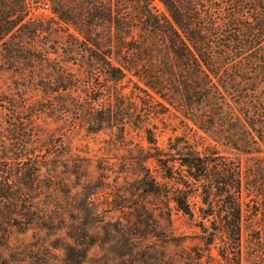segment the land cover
<instances>
[{"label": "trees", "instance_id": "trees-1", "mask_svg": "<svg viewBox=\"0 0 264 264\" xmlns=\"http://www.w3.org/2000/svg\"><path fill=\"white\" fill-rule=\"evenodd\" d=\"M45 5L49 14L38 10ZM6 70L31 86L0 88V264L12 261L3 249L14 232L61 229L56 212L72 221L63 227L73 241L64 246L67 263L85 264L102 232L123 236L129 255L148 248L153 264H165L163 244L180 238H166L168 204L158 217L146 207L144 196L160 186L149 161L165 180L174 179L176 162L185 168L176 183L186 186V202L170 190L164 196L207 250L219 239L214 261L264 264V0H0ZM171 109L186 136L161 147L150 118ZM75 125L121 140L137 128L146 146L117 170L99 161L94 177L86 165L62 161L72 156L53 132ZM108 172L113 184L95 198ZM60 180L74 206L45 202Z\"/></svg>", "mask_w": 264, "mask_h": 264}, {"label": "rangeland", "instance_id": "rangeland-1", "mask_svg": "<svg viewBox=\"0 0 264 264\" xmlns=\"http://www.w3.org/2000/svg\"><path fill=\"white\" fill-rule=\"evenodd\" d=\"M38 10L44 14H49L50 11V9H45L44 6H41ZM75 68L76 67H73V69ZM21 77L22 75L12 72L11 70L0 71V88L8 91L9 89L16 88L18 85L22 84L31 86L29 85L31 83L24 82L21 80ZM125 91L128 92L129 88ZM30 92L35 94V91L30 90ZM182 120L181 115L173 109L163 115H159L158 117L150 118L151 124L156 126L155 132L159 146L164 147L169 137L181 135L186 136V127ZM55 127V123H51L49 126L50 129ZM53 133L56 142L61 143L64 146L62 152L65 153L67 151L68 156H72L68 162L62 160L64 161V164H66V166H74L76 164L81 166L86 165L91 175L98 178L100 173L95 167L99 161L103 166H106V163H113L115 164L113 170H117L119 163L127 161L139 146H146L143 134L141 130L137 128H130L129 134L125 140H121L116 135L111 134V131L108 129L101 130L97 133H90L79 125L67 127L61 131ZM148 167L151 174L160 183V186L158 194L144 196L146 207L154 210V217H158L161 211H166V205L168 204L172 226L165 225V228L167 229V233L165 234L166 238L167 240H170L172 237L180 238L177 241L179 244H163L165 249L162 250L164 254H161L164 255V263L225 264L222 261L218 263L216 260L214 261L212 259L218 258L215 249L216 247L213 246L219 245V239H216L210 250H207V247L204 246L203 242L199 239L200 230L192 226L187 219L186 214L178 208L174 201H167L164 196L165 192L170 190V193L173 192L186 202V186L182 183H176V181H178L177 178L186 175L185 168L180 167L179 163L176 162L174 164V169L172 170V176L174 179L165 180L162 178V176L166 174L165 170L157 168L152 161L148 162ZM58 170L63 172L65 169L59 167ZM114 172H108L109 178L107 177V179L100 181L99 185L105 187L97 191L95 198L102 200L106 196L105 192H109L108 184L112 183L111 180L116 176V173ZM59 176L60 179L69 177L67 174H59ZM120 176L118 183L123 184V175ZM73 178L74 177H72V179ZM55 183L58 184V181H55ZM164 183H167V186H165ZM63 186L65 185H63L60 180L57 187H54V190L50 192V194L48 193L45 195V202H51L62 208L74 206L75 198L61 192V190H65V188L63 189ZM76 190H78V187L73 189L72 192H75ZM175 190L179 191L175 192ZM138 199L139 198L134 199V204L138 203ZM189 201L195 212H197L198 206H203L198 197L191 198ZM64 212L69 213V211L66 210ZM60 217H62V219ZM164 217L165 215H162V218ZM54 218H56L57 225L62 226L61 229L48 231L31 229L25 233L14 232L12 234L8 246L3 249V254L6 257H8V255L11 256L10 259L12 261H10V264H70L65 261L67 257L65 256L64 246L66 243H70L71 245L73 241L71 238L67 237L68 232L63 227L65 224L72 222L71 217L66 215V213H63L62 216L59 212H56V217L54 215ZM121 220L122 223L125 222L124 219ZM160 222L165 223V220L161 219ZM150 224L153 226L154 221H150ZM149 229H153V227H149ZM94 234L99 236V240L95 246L88 250L85 264L157 263L155 259L147 257L148 254L155 256L152 249L144 248L140 250L148 251L149 253H147L146 256H144L146 253H139L138 251L129 255V247L125 246L123 236H120L117 233H108L107 237L103 236L104 234L102 232H95ZM153 239L154 238L150 235L147 240L143 241ZM148 245H150L148 247H152L150 243H148ZM209 253L212 255L210 258L208 257ZM241 264L248 263L245 260H242Z\"/></svg>", "mask_w": 264, "mask_h": 264}, {"label": "built area", "instance_id": "built-area-1", "mask_svg": "<svg viewBox=\"0 0 264 264\" xmlns=\"http://www.w3.org/2000/svg\"><path fill=\"white\" fill-rule=\"evenodd\" d=\"M45 9H49L47 5L44 6Z\"/></svg>", "mask_w": 264, "mask_h": 264}]
</instances>
